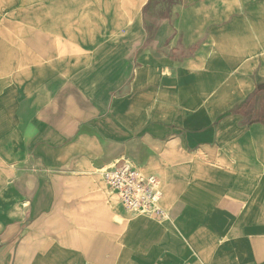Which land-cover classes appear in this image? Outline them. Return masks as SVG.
Segmentation results:
<instances>
[{"label":"crops","instance_id":"1","mask_svg":"<svg viewBox=\"0 0 264 264\" xmlns=\"http://www.w3.org/2000/svg\"><path fill=\"white\" fill-rule=\"evenodd\" d=\"M0 264H264V0H0Z\"/></svg>","mask_w":264,"mask_h":264},{"label":"built area","instance_id":"2","mask_svg":"<svg viewBox=\"0 0 264 264\" xmlns=\"http://www.w3.org/2000/svg\"><path fill=\"white\" fill-rule=\"evenodd\" d=\"M104 182L128 213L156 220L166 218L158 179L145 176L131 162L124 161L107 169Z\"/></svg>","mask_w":264,"mask_h":264}]
</instances>
